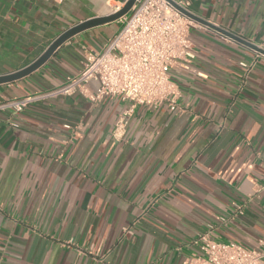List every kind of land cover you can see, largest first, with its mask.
<instances>
[{"label": "crops", "instance_id": "0c3cea01", "mask_svg": "<svg viewBox=\"0 0 264 264\" xmlns=\"http://www.w3.org/2000/svg\"><path fill=\"white\" fill-rule=\"evenodd\" d=\"M119 5L0 0V76ZM191 11L264 49V0H191ZM120 26L75 35L32 74L0 84V103L60 86L83 68L85 51L101 49ZM191 39L190 67L172 70L180 111H129L120 97L93 102L81 93L0 111V264H181L206 233L258 246L264 55L197 21ZM253 60L250 70L240 64Z\"/></svg>", "mask_w": 264, "mask_h": 264}, {"label": "built area", "instance_id": "2783aa9c", "mask_svg": "<svg viewBox=\"0 0 264 264\" xmlns=\"http://www.w3.org/2000/svg\"><path fill=\"white\" fill-rule=\"evenodd\" d=\"M127 1L120 0L117 10ZM178 7L191 11V0H137L120 19L118 31L101 49L85 51L83 68L78 74L49 91L1 102L0 111L20 113L38 100L76 93L93 102L120 97L130 103L129 111L138 105H167L173 112L180 111L181 91L172 70L188 69L195 58L191 39L195 21ZM255 62L240 64L250 70ZM92 81L98 83L95 92L89 88ZM125 123L123 117L116 127V136H120ZM194 243L198 250L181 264H264V237L258 240L257 247L217 240L207 233Z\"/></svg>", "mask_w": 264, "mask_h": 264}, {"label": "water", "instance_id": "95a60500", "mask_svg": "<svg viewBox=\"0 0 264 264\" xmlns=\"http://www.w3.org/2000/svg\"><path fill=\"white\" fill-rule=\"evenodd\" d=\"M136 1L137 0H128L121 9L115 11L114 13H112L110 15H107L104 17L91 18V19H88L86 21L78 23V24L74 25L73 27L67 29L55 41H53V43L48 47V49L38 59H36L33 63H31L30 65H28L27 67H25L19 71L0 76V84L15 82L17 80H20V79L32 74L34 71H36L41 66L46 64L49 61V59L54 55V53L57 51V49L59 47H61L66 41H68L69 39H71L75 35L83 32L87 29H90V28H93V27H96L99 25L107 24V23H110L113 21L120 20L123 16L127 15L131 11V9L135 5ZM178 9H180L183 13H185L187 16L192 18L194 21H197V22L204 24V25H206L212 29H215V30L219 31L220 33H222V34L238 41L239 43H242L243 45L257 51L258 53L264 55V49L263 48L258 47L256 44L251 43L247 39L240 37V36L236 35L235 33L228 31L227 29H224L222 27H218L217 25H214V24L208 22L207 20L199 17L198 15L193 13L192 11H187V10L182 9L180 7H178Z\"/></svg>", "mask_w": 264, "mask_h": 264}]
</instances>
